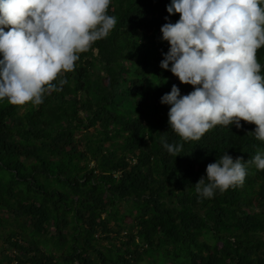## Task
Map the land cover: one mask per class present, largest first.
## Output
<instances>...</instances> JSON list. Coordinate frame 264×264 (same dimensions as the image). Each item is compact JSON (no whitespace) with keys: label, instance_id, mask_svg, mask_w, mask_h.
<instances>
[{"label":"trees","instance_id":"obj_1","mask_svg":"<svg viewBox=\"0 0 264 264\" xmlns=\"http://www.w3.org/2000/svg\"><path fill=\"white\" fill-rule=\"evenodd\" d=\"M170 3L112 0L114 29L43 103L0 101V264H264V170L246 163L244 183L210 199L194 188L224 153L264 152L256 125L183 142L160 103L173 84L193 91L159 66Z\"/></svg>","mask_w":264,"mask_h":264},{"label":"clouds","instance_id":"obj_2","mask_svg":"<svg viewBox=\"0 0 264 264\" xmlns=\"http://www.w3.org/2000/svg\"><path fill=\"white\" fill-rule=\"evenodd\" d=\"M112 0H0V101L40 105L61 73L74 71L79 54L109 36L117 19L108 14ZM161 28L160 68L193 91L181 95L177 85L160 98L169 105L168 124L181 141H198L216 126L256 125L264 142V75L257 51L264 46V0H171ZM179 14L175 23L169 17ZM7 29V30H5ZM67 83L60 80V86ZM177 157L180 143L163 138ZM224 153L206 166L194 185L210 199L244 183L246 163L264 170V152L249 161Z\"/></svg>","mask_w":264,"mask_h":264}]
</instances>
